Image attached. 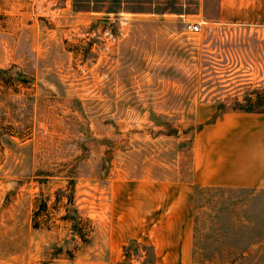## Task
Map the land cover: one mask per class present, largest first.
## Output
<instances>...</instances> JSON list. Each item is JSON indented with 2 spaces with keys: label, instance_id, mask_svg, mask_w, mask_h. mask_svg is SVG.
<instances>
[{
  "label": "rangeland",
  "instance_id": "1",
  "mask_svg": "<svg viewBox=\"0 0 264 264\" xmlns=\"http://www.w3.org/2000/svg\"><path fill=\"white\" fill-rule=\"evenodd\" d=\"M214 12L0 0V264H264V188L161 193L199 103L264 94V31Z\"/></svg>",
  "mask_w": 264,
  "mask_h": 264
},
{
  "label": "crops",
  "instance_id": "2",
  "mask_svg": "<svg viewBox=\"0 0 264 264\" xmlns=\"http://www.w3.org/2000/svg\"><path fill=\"white\" fill-rule=\"evenodd\" d=\"M214 2L218 24L264 31V0ZM217 98L199 103L195 110L200 127L192 134L188 180H167L161 188L175 201L188 200L193 186L264 188V111L227 109L215 116Z\"/></svg>",
  "mask_w": 264,
  "mask_h": 264
},
{
  "label": "trees",
  "instance_id": "3",
  "mask_svg": "<svg viewBox=\"0 0 264 264\" xmlns=\"http://www.w3.org/2000/svg\"><path fill=\"white\" fill-rule=\"evenodd\" d=\"M256 95V94H255ZM264 100V94L258 99V96H252L250 95L249 98L247 99V105H240L238 104L237 107L229 109V110H239V111H248V112H259V111H264L260 110L258 108L254 107V102H259ZM227 110L221 102L217 104V110L215 112V116L218 115L220 112ZM200 126L198 125L196 128H199Z\"/></svg>",
  "mask_w": 264,
  "mask_h": 264
},
{
  "label": "built area",
  "instance_id": "4",
  "mask_svg": "<svg viewBox=\"0 0 264 264\" xmlns=\"http://www.w3.org/2000/svg\"><path fill=\"white\" fill-rule=\"evenodd\" d=\"M201 24H202V21H194V22L187 21V27H188V29L191 30V31H193V32L200 31Z\"/></svg>",
  "mask_w": 264,
  "mask_h": 264
}]
</instances>
